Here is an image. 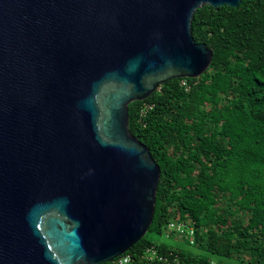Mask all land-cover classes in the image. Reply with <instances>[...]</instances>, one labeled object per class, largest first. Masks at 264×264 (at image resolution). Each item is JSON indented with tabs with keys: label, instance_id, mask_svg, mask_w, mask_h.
Listing matches in <instances>:
<instances>
[{
	"label": "water",
	"instance_id": "obj_1",
	"mask_svg": "<svg viewBox=\"0 0 264 264\" xmlns=\"http://www.w3.org/2000/svg\"><path fill=\"white\" fill-rule=\"evenodd\" d=\"M241 0H0V264H102L148 231L160 168L128 104L196 78L194 12Z\"/></svg>",
	"mask_w": 264,
	"mask_h": 264
},
{
	"label": "trees",
	"instance_id": "obj_2",
	"mask_svg": "<svg viewBox=\"0 0 264 264\" xmlns=\"http://www.w3.org/2000/svg\"><path fill=\"white\" fill-rule=\"evenodd\" d=\"M191 31L213 51L209 67L128 104L160 178L148 231L127 253L131 264L150 248L164 257L152 264H264V0L203 5ZM172 220L192 226V244L168 233L194 250L147 236Z\"/></svg>",
	"mask_w": 264,
	"mask_h": 264
},
{
	"label": "built area",
	"instance_id": "obj_3",
	"mask_svg": "<svg viewBox=\"0 0 264 264\" xmlns=\"http://www.w3.org/2000/svg\"><path fill=\"white\" fill-rule=\"evenodd\" d=\"M184 83V82H182ZM185 84V83H184ZM167 232H175L177 234H181L184 235L186 237L187 240H189V242L192 244L193 243V233L194 230L192 228V226L187 225V223H185L184 221L181 220H172L169 222V224L167 225ZM157 258L158 261L164 260L163 255H158L156 253V250L153 248L147 249L146 253L144 255L141 256L138 264H152L151 262ZM113 262H115L116 264H131L132 262V256L130 253H123L117 257H115L113 260Z\"/></svg>",
	"mask_w": 264,
	"mask_h": 264
},
{
	"label": "rangeland",
	"instance_id": "obj_4",
	"mask_svg": "<svg viewBox=\"0 0 264 264\" xmlns=\"http://www.w3.org/2000/svg\"><path fill=\"white\" fill-rule=\"evenodd\" d=\"M148 237L152 238L157 242H163L169 245L182 247L189 250H194L191 245L187 244V240H185L181 236L170 235L167 231H164L161 235H154L152 233L147 234Z\"/></svg>",
	"mask_w": 264,
	"mask_h": 264
}]
</instances>
